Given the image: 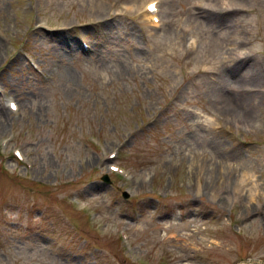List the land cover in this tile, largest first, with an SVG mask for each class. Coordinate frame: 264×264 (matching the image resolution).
Segmentation results:
<instances>
[{
  "label": "rangeland",
  "instance_id": "obj_1",
  "mask_svg": "<svg viewBox=\"0 0 264 264\" xmlns=\"http://www.w3.org/2000/svg\"><path fill=\"white\" fill-rule=\"evenodd\" d=\"M148 1L0 0V264H264V0Z\"/></svg>",
  "mask_w": 264,
  "mask_h": 264
},
{
  "label": "bare ground",
  "instance_id": "obj_2",
  "mask_svg": "<svg viewBox=\"0 0 264 264\" xmlns=\"http://www.w3.org/2000/svg\"><path fill=\"white\" fill-rule=\"evenodd\" d=\"M238 2H240V0H236L235 1V4H230L229 2L226 3L225 0H221L220 3L219 2L217 3V5L216 4H213L212 9H215L213 11L215 15H220L222 13H221V9L219 7L222 4H224L225 7H222L223 9H227L228 11H230V12L232 11L233 12L234 9H235V5ZM145 4L146 3H143L142 2V3L139 4V6L138 5H135V8H134V5H128V13H133V12L135 13L136 10L137 11H140L141 7L143 6V8H144ZM92 6H93V8H92L93 10L92 11L94 13H96L98 15H101L102 14L101 11L103 10L104 7H103V4L101 2L100 3L99 2L93 3ZM217 8H219V9H217ZM237 9L240 10V7L237 6ZM107 12H108V10H106V13ZM114 14H116V13H114ZM105 19H107V17H105ZM115 20L118 21V19H115ZM65 25H67V24L64 23L63 25H61V27L63 28V26H65ZM41 26H43V25L41 24ZM110 27H113V26H111V24H110ZM80 37L83 38L82 36H80ZM58 42H59V46H58V49L56 51H57V53H60L62 57H63L64 53H71V51H73L74 49H76L77 48V44H78L77 41L74 40V42H72L69 46H66L64 44V39L63 38H59L58 39ZM78 47H80V46L78 45ZM4 49H5V45H4L3 41L0 40V55L2 54V52H3ZM81 49L83 50L84 55L90 56V55H92L94 53V44H89L87 47H85V48L83 47ZM120 65H125V63H120L119 66ZM53 66H50V68H52ZM119 66L118 67H115L113 69V70H116L115 73L120 72V71H122V70L125 69L124 66H121V67H119ZM108 67H109V65L103 64V63H100L99 66H98V68H108ZM91 71H93V70H91ZM247 72H250L248 75L250 77L256 79V80H259V77H261V75L253 67L248 68ZM99 76H101V75H99ZM53 77H56L58 79H63V80H64L65 77H67V78L70 77V79H72V77H74V74L71 73L66 68H60V67L55 66L54 68H52V71L49 74V78H53ZM259 84H260V82H259ZM233 100L237 102V95H234L233 96ZM3 110H4L3 107L0 106V114L2 116V119H0V128L6 123V118L5 117H7V115H5L6 113ZM243 126L247 127V125L245 123L243 124ZM210 144H211V147L214 146V145H216V150L215 149H212L213 150V154L215 156H217V154H219L222 150L223 151H226V149H224L219 142H217L216 144H214V140L213 139H212V141H210ZM218 167H219V170H217V171L218 172H221L222 171L221 169H223V165H220L219 164ZM190 169H193V165H191V168ZM216 169H218V168H216ZM237 182L242 183V186L243 185H246V183H245L246 182V179L243 176H241L240 177V180L239 181L237 180Z\"/></svg>",
  "mask_w": 264,
  "mask_h": 264
}]
</instances>
